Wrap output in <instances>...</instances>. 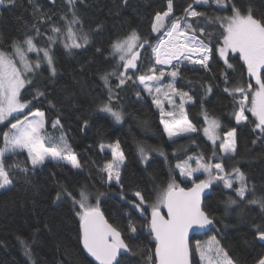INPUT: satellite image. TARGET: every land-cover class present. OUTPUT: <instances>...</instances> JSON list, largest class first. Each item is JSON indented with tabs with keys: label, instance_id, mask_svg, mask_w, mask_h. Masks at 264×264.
<instances>
[{
	"label": "trees",
	"instance_id": "16d2710c",
	"mask_svg": "<svg viewBox=\"0 0 264 264\" xmlns=\"http://www.w3.org/2000/svg\"><path fill=\"white\" fill-rule=\"evenodd\" d=\"M167 2L76 0L74 8L82 22L76 28L80 35H87L88 43L71 50L64 47L63 37L66 27L63 17L72 18L67 0H15L13 5H8L5 0L0 5V51L13 53V41L23 45L27 36H35L37 28L42 34L36 37L37 46L48 47L46 39L53 35L51 27L55 25L61 29L60 38L51 46L55 76L43 61L35 74L28 75L33 83L21 90V101L30 102L29 106L0 124V133L7 131L10 124L21 116L35 109L42 110L45 113L44 135L53 139L64 135L82 165L80 169H73L66 162L50 160L32 171L26 151L5 158L6 167L20 163L30 170L24 173L17 169L12 173L13 184L0 189V264H96L81 246L79 216L76 215L80 211L79 205H74L67 195L62 194L57 199V193L64 190L79 199L81 189L89 193L88 202L92 206L99 199L100 209L129 244L131 252L121 257L125 264H149L150 255L155 260V241L148 229L150 205L156 203L161 190L172 180L180 187H189L194 180L205 179L207 173L202 170L186 176L181 175V170L176 167L191 156L194 158L191 167L195 169V158L201 154L203 162L222 163L226 172L239 168L246 175L250 191L247 199H240L233 190L226 189L222 181L211 184L203 208L214 224L208 233L193 237L192 263L202 264L195 240L202 241L213 234L217 235L234 264H257L264 258V244L257 239V228L264 231V209L248 203L252 199H264V138H260L258 131H253L255 118L250 112L245 113L249 117L247 122L236 123L235 101L239 96L224 91L225 87L231 90L236 85L245 88L249 84L255 86V83L238 52L229 51L228 63L232 68L226 67L224 58L217 51L223 43V30L211 20L214 16L232 15L230 10H223L213 0H209L206 6L197 5L194 0H173V12L165 21L166 26L170 25L189 5L204 14L197 18L187 17V20L198 36L199 29L203 28L204 35L200 38L211 42L209 67L205 69L199 64L182 62L180 76L175 81L177 89L192 97L184 110L196 126V133L169 138L152 95L148 96L138 82L133 83L139 74L151 75L149 69L153 66L157 75L159 69L165 70L163 85L172 82L167 73L174 69L156 65L152 48L148 46L137 69L128 72L132 80L117 87L119 79L108 76L109 87L115 96L112 107L123 113V121L117 123L110 114L99 111V106L109 97V87L103 77L119 70L118 58L112 56L113 43L135 31L141 41L147 39L154 46L166 28L154 33L152 23L157 13L167 10ZM226 4L229 7L234 4L244 13L251 9L257 19L264 16V0H226ZM30 58L33 63L37 60L34 53H30ZM222 74L227 76V84ZM209 85L212 88L210 93L206 91ZM37 90L44 95L36 97ZM205 112L219 120L221 139L226 132L236 130L237 151L234 155L220 152L221 140L214 145L204 136ZM57 120L59 125L54 127ZM117 142L125 157L120 168L123 190L127 200L132 199L131 193L141 192L146 202L143 215L121 198L120 185L115 181L108 183L106 174L101 171L112 160L111 148L107 146ZM101 144L106 146L103 152ZM140 147L147 152L145 162L138 153ZM235 187H239L238 181H234ZM101 193L103 195H99ZM229 199L236 203L229 204ZM160 209L163 210L164 205ZM130 220L137 228L135 239L129 237ZM18 237L29 242L30 256L25 254Z\"/></svg>",
	"mask_w": 264,
	"mask_h": 264
},
{
	"label": "snow or ice",
	"instance_id": "6c2138e0",
	"mask_svg": "<svg viewBox=\"0 0 264 264\" xmlns=\"http://www.w3.org/2000/svg\"><path fill=\"white\" fill-rule=\"evenodd\" d=\"M223 10H230V16H214L211 18L213 23H218L223 30V45L217 49L219 56L224 58V63L228 69L232 65L228 63V53L238 52L240 59L247 66L250 76L255 78V88L249 84L247 88L236 87L229 90L225 87L224 91L235 96L239 94L241 99L235 101L237 110L234 112L237 124L247 122L249 117L245 114L250 112L255 118L253 131H258L260 138H264V16L257 19L254 17L251 9L244 13L234 4L230 7L226 4V0H213ZM5 0H0V5ZM15 0H7L8 5H13ZM69 11L72 18L69 20L67 16L63 17L66 21V27L63 32L64 47L66 49L81 48L88 43L87 35H80L77 25L81 24L76 14L74 5L76 0H67ZM197 5H208L209 0H195ZM173 12V0H168L167 10L157 13L152 23V32L158 33L166 28L163 36L153 46L147 39L141 41L138 33L133 31L124 40L115 41L112 45V56H118L122 62L123 71L119 73V84L117 87L123 86L127 81L132 80V76L127 75L130 70L137 69V61L139 59L138 49H143L147 45L152 48L155 56L156 65H171L174 70L168 72L172 82L167 85L161 83L165 77V70L157 69L155 66L149 69L151 75H140L133 80V83H139L143 86V90L153 96V102L160 109L161 123L164 131L169 138L180 134L196 133L198 130L195 125L187 118L184 110L185 98L188 101L192 97L187 92H183L176 88L175 81L180 76L179 66L183 61L199 64L207 69L212 54L210 43H206L200 36L204 35V29L200 28V36L197 30L188 22L187 17L197 18L204 14L197 12L192 5L185 9L186 17L173 20L170 26L165 25V20L170 17ZM43 18V17H42ZM50 19V18H49ZM53 35L47 36L46 43L48 47L39 48L35 42L36 37L41 36L40 30L35 29V36H27L23 41V45L13 41V53L10 56L4 51H0V124L8 122L10 118H14V114H20L28 108L30 102L21 101V90L31 87L33 81L28 79L29 74L35 72L41 67V62H46L51 74L55 76L56 69L54 66V58L51 46L57 42L61 36V29L53 25L51 27ZM82 41V42H81ZM35 52L37 60L33 63L28 60L27 53ZM42 53V57L40 56ZM193 54L198 55L199 59H193ZM13 57L18 58L22 67H17V62ZM175 61V63H173ZM116 73L106 74L103 79L105 85L109 84L108 76ZM224 75V74H222ZM225 83L229 81L224 75ZM207 92H211V85L207 87ZM139 95V93H137ZM167 100L169 104L175 107L173 97L180 98L178 113L176 111L165 112L163 101L160 95ZM44 93L37 90L36 97L43 96ZM115 99L111 87H109L108 101L99 106V111L108 113L117 122L123 120V114L116 111L112 107V100ZM250 105V107H249ZM44 116L42 111L30 113L24 118L16 119L15 123H11L7 131L0 133L3 146L0 147V189L7 188L13 184V175L17 169L27 173L30 169L27 166H21L20 163H14L6 167L5 158L14 155L17 152L27 153V162L31 166V170L44 166L46 161L54 160L56 162H66L73 169L82 167L77 155L72 151L64 135L57 139L42 135L44 130ZM179 116V118H177ZM204 121L207 127L203 129L204 134L215 145L221 137L218 135L220 128L219 122L210 117L207 112L204 113ZM87 125V121L84 122ZM59 125V120L54 122V127ZM46 144L50 146H46ZM111 148L112 160L107 162L101 169L107 176V182L115 181L120 185V196L126 200L130 206L139 210L143 215L145 210V199L141 192L131 193L132 199L127 200V194L123 190L121 184L120 168L124 163V154L119 150V142L115 145L107 146ZM106 146L100 145L103 152ZM220 152L228 155H234L237 151L236 146V130L232 129L224 134L220 144ZM142 159H147L145 148L139 149ZM216 152L213 151V157ZM188 157V160H193ZM204 157L201 154L195 158L197 167L193 169L191 165L185 161L184 164H177L176 167L181 170V175L191 176L196 171L207 173L208 178L195 183L192 188L185 190L179 187L172 180L167 187L162 189L155 204L151 207V219L148 223L149 235L154 236L155 241V260L152 256L148 257L149 264H190V246L188 233L190 229L195 227L203 228L213 223L209 216L202 210L201 194L208 189L214 181H222L226 189L233 190L240 199H247V193L250 191L247 184V178L244 172L239 168H233L231 172H226L222 163L203 162ZM215 173V175L213 174ZM234 181L239 182V187L234 188ZM67 195L72 198L74 205H79L80 211L76 213L79 216V227L81 233V241L83 248L95 258L99 264H125L121 259L122 256L128 255L131 248L121 232L110 224L104 217L99 207V199L92 206L88 203L89 193L85 189L79 191V199L72 196V193L66 190L63 193H57V199L61 195ZM99 195H103L102 193ZM229 204L236 203L235 200L229 199ZM249 204L259 205L264 209V199H252ZM167 208V218L161 214L160 206ZM129 237L135 239L137 228L133 221L128 224ZM257 236L260 240H264V231L257 228ZM24 246L25 254L31 255V246L24 238H19ZM196 251L202 260H207V264H234V261L219 247L218 241L213 237L207 246H202L200 242L195 245ZM214 252L215 256L212 255ZM258 264H264V258L258 261Z\"/></svg>",
	"mask_w": 264,
	"mask_h": 264
},
{
	"label": "rangeland",
	"instance_id": "374dc122",
	"mask_svg": "<svg viewBox=\"0 0 264 264\" xmlns=\"http://www.w3.org/2000/svg\"><path fill=\"white\" fill-rule=\"evenodd\" d=\"M194 2H195V0H194ZM188 8V7H187ZM194 8V7H193ZM195 9V8H194ZM162 14V13H161ZM228 16H230V15H228ZM166 21V20H165ZM168 26H170V25H168ZM164 31H166V29L164 30ZM164 33V32H163ZM163 33L161 34V36L159 37V39L163 36ZM129 36V35H128ZM125 39V38H124ZM124 39H122V40H124ZM158 39V40H159ZM201 39V38H200ZM158 40L156 41V43L158 42ZM155 43V44H156ZM207 43V42H206ZM154 44V45H155ZM223 45V43L221 44V46ZM21 46H24V45H21ZM220 46V47H221ZM229 51H231V50H229ZM30 53H34L36 56H37V54L35 53V52H29V53H27V58H28V60L29 61H31V62H33L32 61V59L30 58ZM10 56L12 55V53L10 54V53H8ZM40 56L42 57V53H40ZM152 56L154 57V59H155V56H154V54L152 53ZM117 58H118V56H117ZM200 57L198 56V55H196V54H193V59L195 60V59H199ZM13 59H15L16 60V62H17V67H22L20 64H19V61H18V58H16V57H13ZM183 62H186V63H189L188 61H183ZM118 63H119V70L118 71H115V72H112V73H116L115 75H113V76H116L117 78H118V76H119V73L121 72V71H123V68H122V62H120L119 61V58H118ZM173 63H175V61L173 62ZM190 64H193V63H190ZM137 66H138V63H137ZM162 66H165V67H172L171 65H162ZM135 70V69H134ZM249 74V73H248ZM127 75H128V73H127ZM141 74H139L138 76H140ZM252 77V76H251ZM28 78V77H27ZM252 79H253V82L255 83V78L254 77H252ZM104 83H105V81H104ZM118 83H119V80H118ZM168 83H170V81L169 82H166L164 85H167ZM142 86V85H141ZM106 87H109V84L106 86ZM236 87H241V86H239V85H236L235 86V88ZM254 88H255V86H253ZM142 88H143V86H142ZM245 88H247V87H245ZM145 91V90H144ZM182 91V90H181ZM183 92H185V91H183ZM145 93L148 95V96H150L149 94H148V92L147 91H145ZM238 96H239V98H238V100L239 99H241V96L239 95V94H237ZM153 97V96H152ZM160 99L163 101V106H164V110H165V112H169V111H176L177 113H178V109H179V105H180V98L178 97V96H175V97H173V99L175 100V107L172 105V104H169L168 102H167V100L163 97V94H161L160 95ZM187 102H189L188 100H187V98H185V103H184V109L186 108V103ZM249 107H250V105H249ZM27 109V108H26ZM26 109H24L22 112H24ZM36 111H42V110H39V109H35V110H32L31 112H29V113H27V114H25V115H23V116H21L20 118H18V119H23L24 118V116H28L30 113H35ZM42 112H44V111H42ZM119 112H121V111H119ZM122 113V112H121ZM123 114V113H122ZM15 115V114H14ZM211 117V116H210ZM177 118H179V116H177ZM212 118H215V117H212ZM218 122H219V120L217 119V118H215ZM123 121V120H122ZM121 121V122H122ZM121 122H119V123H121ZM15 123V122H14ZM192 123V122H191ZM44 124H45V116H44ZM193 124V123H192ZM194 125V124H193ZM205 127H207V125H205ZM204 127V128H205ZM227 133V132H226ZM203 134H204V132H203ZM220 133H219V130H218V135H219ZM42 135H44V130H43V132H42ZM204 136L208 139V137L204 134ZM209 140V139H208ZM222 140V139H221ZM209 141H211V140H209ZM212 142V141H211ZM46 146H50V145H47L46 144ZM138 153L140 154V151H138ZM141 155V154H140ZM143 160V162H145V160L144 159H142ZM185 161H187L190 165H191V161H189L188 159L187 160H185ZM185 161H182L180 164H184L185 163ZM215 163H219V162H215ZM193 168V167H192ZM194 169V168H193ZM193 174H195V172L193 173ZM214 175H215V173H213ZM208 178V176L205 178V179H207ZM217 181H214L213 183H216ZM212 183V184H213ZM180 187V186H179ZM89 203V202H88ZM215 238V240L216 241H218V243H219V247L220 248H222L223 249V247L221 246V244H220V242H219V240H218V237H217V235L216 234H213V235H210L209 237H207L206 239H204V240H202V241H200V240H195V243H197V242H200V244L202 245V246H207V243L212 239V238ZM223 251L224 252H226L224 249H223ZM227 253V252H226ZM212 255L213 256H215V254H214V252L212 253ZM228 255V254H227ZM229 256V255H228ZM230 257V256H229ZM201 259V258H200ZM201 261H202V264H207V260H202L201 259ZM258 264V263H257Z\"/></svg>",
	"mask_w": 264,
	"mask_h": 264
},
{
	"label": "water",
	"instance_id": "95a60500",
	"mask_svg": "<svg viewBox=\"0 0 264 264\" xmlns=\"http://www.w3.org/2000/svg\"><path fill=\"white\" fill-rule=\"evenodd\" d=\"M146 46H147V45H146ZM146 46H145V48H146ZM145 48H143V49H138V52H139V59H138V61L140 60V58H141V56H142V54H143ZM138 61H137V63H138ZM133 70H134V69H133ZM200 180H205V179L202 178V179H199V180H195V181L192 182V184H191L189 187H181V188H184L185 190L190 189V188L193 187V185H194L195 183H199ZM210 190H211V185H210V187H209L208 189H205L204 192L201 194V207H202V210H203L204 212H205V210H204V208H203V207H204V199H205V197L209 194ZM100 210L102 211V209H100ZM160 211H161V214L164 215L165 218H167V208H166V206H164V209H163V210L160 209ZM102 212H103V211H102ZM205 213H206V212H205ZM103 214H104V212H103ZM206 214H207V213H206ZM207 215H208V214H207ZM208 216H209V215H208ZM104 217H105V219L108 221V219L106 218L105 214H104ZM209 218L213 221L212 224L207 225V226H205V227H203V228L195 227V226H194V229H190V230H189L188 238H189V246H190V264H193V263H192L191 241H192V239H193L194 236H196V235H200V234H204V233H208V232L211 230V226L214 224V220H213V218L210 217V216H209ZM150 219H151V213H150ZM108 222H109V221H108ZM109 223H110V222H109ZM110 224H111V223H110ZM121 234H122V233H121ZM122 237H123V236H122ZM153 239H154V236H153ZM257 239H258L259 242H261V243L264 244V240H260V239L258 238V236H257ZM81 246H82L83 251L86 253V255H87L88 257H90V258H91L96 264H99V262L96 261L95 258L92 257L90 254H88L87 251L83 248L82 241H81ZM154 252H155V246H154ZM154 252H153V254H154ZM154 259H155V256H154Z\"/></svg>",
	"mask_w": 264,
	"mask_h": 264
},
{
	"label": "built area",
	"instance_id": "2783aa9c",
	"mask_svg": "<svg viewBox=\"0 0 264 264\" xmlns=\"http://www.w3.org/2000/svg\"><path fill=\"white\" fill-rule=\"evenodd\" d=\"M184 16H182V19H183Z\"/></svg>",
	"mask_w": 264,
	"mask_h": 264
}]
</instances>
